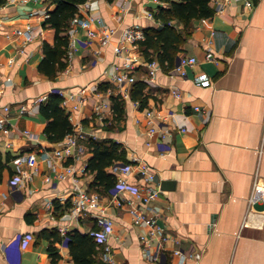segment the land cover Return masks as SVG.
<instances>
[{
	"label": "crops",
	"instance_id": "obj_1",
	"mask_svg": "<svg viewBox=\"0 0 264 264\" xmlns=\"http://www.w3.org/2000/svg\"><path fill=\"white\" fill-rule=\"evenodd\" d=\"M169 1L180 0H92L85 14L94 19L95 31L114 29L110 43L100 45L82 28H68V38L71 32L82 45L74 47L66 68L50 80L37 66L43 57L42 42H52V31L42 25L55 5L44 0H0V107H9L0 113V264H75L66 234L77 230L96 241L103 228L96 213L72 211L78 189L99 193L100 205L114 221L105 241L112 247L113 264H175L171 250L154 263L140 249L138 237L144 228L134 225L127 202L147 188L159 191L150 205L158 224L174 237L169 247L200 252L197 262L186 259L185 264H264V193L261 203L252 206L249 201L255 185L264 191V0H252L251 9L243 0H209L213 15L191 21L176 54L174 65L180 54L196 60L183 66L184 76L159 68L147 81L145 68L138 66L137 79L146 82L147 97L140 107L130 98V87H117L111 75L123 57L147 60L138 44L128 45L121 56L114 54L112 45L130 25H139L143 32L161 26L154 13L168 7ZM26 24L31 25L32 40L23 44L13 29H24ZM173 24L181 31V23ZM208 53L211 59L206 58ZM172 88L180 97L171 93ZM52 89L83 98L78 109L70 100L61 105L72 132L84 136L77 138L79 154L62 161L55 159L54 150L63 139L48 142L43 131L46 118L39 111L40 102H34ZM111 96L124 102L120 119H114ZM99 103L104 104L101 114L95 112ZM146 111L153 114V127L166 133L163 153L157 148L160 133L147 136ZM89 138L113 141L125 151L128 163L118 161L107 168L116 182L125 179L124 187L115 183L104 191L93 185L94 174L85 171L91 157L86 149ZM30 152L37 154L36 169L15 162ZM45 157L54 158L60 169L72 165V173L58 178ZM140 159L153 169L150 183L132 170ZM127 164L128 172L121 173ZM114 193L124 204L115 203ZM43 229L58 231L61 242L50 243L40 234ZM19 236L28 240L17 242ZM103 244L97 242L95 254L101 264Z\"/></svg>",
	"mask_w": 264,
	"mask_h": 264
},
{
	"label": "built area",
	"instance_id": "obj_2",
	"mask_svg": "<svg viewBox=\"0 0 264 264\" xmlns=\"http://www.w3.org/2000/svg\"><path fill=\"white\" fill-rule=\"evenodd\" d=\"M49 1V0H44ZM92 0H84L82 3L77 5V11L74 16L70 20L71 31L76 27L82 28L85 33L86 37L91 39H97L100 45L106 46L110 43L111 37L114 34V29L111 28H100L98 31H95L92 28V23L94 19L85 14L88 11L90 3ZM224 3L229 2V0H223ZM244 7L247 9L253 8V1L252 0H243ZM148 18H153L151 13H148ZM13 33L23 38V44H26L32 40L31 34V25L26 24L24 29L15 28L13 29ZM70 36L68 38V47H67V59H70L71 54L73 52L74 47L77 44H81L82 42L76 39L71 32L69 33ZM144 39V32L139 25H130L124 28L119 37L116 41V44L112 45L113 52L116 56H121L127 46L136 47L137 42ZM23 53V50H20ZM206 58L211 59V54L208 53ZM123 63L121 65H115V73L111 75V80L116 84L119 88L128 87L134 81L133 72L138 68V66H143L147 70V81H152L154 79L156 71L160 68L156 60L151 62L149 61H140L135 57H123ZM194 57H189L186 54H180L177 64L170 70L171 73H176L180 76H184L185 72L183 70V66L191 65L195 62ZM82 92L84 90L82 89ZM50 93H56L62 97V104H66L69 100L74 101V105L72 106L73 109H78L81 105L83 98L81 96L75 97V94L67 93L63 89H52ZM171 93L176 96L180 97V92L176 88L171 89ZM47 96V95H46ZM46 96L37 97L34 102H42L45 100ZM61 104V105H62ZM137 104V103H134ZM104 104L99 103L95 106V112L101 114ZM25 110V106L21 107V111ZM195 110H198L195 107ZM9 111V107L4 105L0 107V113L4 112L7 113ZM145 116L147 118V122L150 125L148 130L146 131L147 136H152L155 133H160L159 140L157 141V148L160 150L161 153L165 149H167V145L163 143L162 138L165 137L166 133L162 130H157L153 127V114L151 111H146ZM101 118V115L99 116ZM3 121L0 120V130L2 129ZM26 136L33 138V135L30 134L28 131H24ZM77 138L83 139L84 136L80 134H76L71 132L67 134L60 144L54 150V157L58 161H62L65 158L74 154V152L78 155L79 149L77 152ZM149 140L146 142V145H149ZM45 161L47 162L48 166L50 167L52 173L57 176L58 178H64L66 173H72L73 167L72 165H64L61 166L56 164L53 160L54 158L45 157ZM16 163L25 162V164L30 169H36L37 166V154L35 152H30L24 155L22 158L15 159ZM129 165L127 164L125 168L121 171V173L125 174L129 170ZM83 169V168H82ZM132 170L137 173L139 177L143 179L144 182L150 183L153 180V169L149 166L147 162H143L142 159L136 161L132 165ZM25 179H29L30 175L22 173ZM45 180L47 182L50 181V176H46ZM125 179L119 177L116 182V187H124L125 186ZM119 191V190H118ZM159 191L155 188H147L145 193L142 192H135L127 202L128 210L132 217V221L134 225L140 226L144 228V234L139 235V245L140 249L147 260H150L154 263H160L161 260L166 258L165 253V244L171 240H174L171 236L162 234V228L157 222V213L151 207L150 202L155 200L158 196ZM263 189L259 185H255L250 196V205L254 206L263 201ZM113 197L116 198L115 203L119 206L124 204L122 199L118 196ZM100 194L94 191H89L87 189H78L72 199V211L76 212L77 214H83L84 212L91 211L92 213H96V217L98 221L102 224V230L99 235H96V241L104 243L101 246L100 251V259L103 264H113V250L112 247L106 239L113 228L114 221L105 213L104 208L100 205ZM28 240V237H21L17 238V242L24 243ZM172 255L176 257V264H185L186 259H198L200 258V253L198 251H191L185 252L180 248H172L171 249Z\"/></svg>",
	"mask_w": 264,
	"mask_h": 264
},
{
	"label": "trees",
	"instance_id": "obj_3",
	"mask_svg": "<svg viewBox=\"0 0 264 264\" xmlns=\"http://www.w3.org/2000/svg\"><path fill=\"white\" fill-rule=\"evenodd\" d=\"M83 1L49 0L55 6L48 12L42 26L43 29L52 31V42H42L43 57L37 69L40 74L50 80H53L67 66L65 59L68 47L67 31L70 20L77 11V5ZM212 15L213 10L209 6V0L169 1L168 7H159L154 13V17L162 25L145 28L144 39L138 42L142 56L147 61L156 60L160 69L170 71L174 67L176 54L181 50L188 34L187 29L191 21L207 19ZM173 22L182 24L181 31L174 26ZM137 72H134V82L130 85L129 94L131 99L138 100L140 107H143L147 102L143 92L146 82L137 79ZM62 100L60 95L49 93L40 103L39 111L47 121L43 131L50 143H57L72 132L68 115L61 106ZM110 101L114 119H120L124 112L123 100L119 96H111ZM86 149L91 153V157L86 162L85 171L94 174V186L104 191L109 190L115 185L116 176L107 172V168L118 161L128 163L125 151L113 141L99 142L92 138L87 140ZM40 234L44 238L51 239L50 243L61 242L62 239L58 231L54 229H43ZM66 241L69 254L75 264H101L95 257L97 242L90 234L73 230L66 234ZM49 250L54 251L51 244ZM55 257L56 255L52 254V260Z\"/></svg>",
	"mask_w": 264,
	"mask_h": 264
},
{
	"label": "rangeland",
	"instance_id": "obj_4",
	"mask_svg": "<svg viewBox=\"0 0 264 264\" xmlns=\"http://www.w3.org/2000/svg\"><path fill=\"white\" fill-rule=\"evenodd\" d=\"M140 41H141V40H140ZM138 42H139V41H138ZM138 42H137V44H138ZM66 54H67V53H66ZM66 58H67V57H66V55H65V59H66ZM151 61H153V60H151ZM151 61H149V62H151ZM136 70H138V68H137ZM136 70H135L134 72H137ZM134 72H133V78H134ZM145 72H146V74H147V70H146V69H145ZM135 76H136V75H135ZM133 82H134V81H133ZM133 82H132V83H133ZM130 85H131V84H129L128 87H130ZM119 97H120V96H119ZM61 104H62V103H61ZM138 161H139V160H138ZM143 162L145 163L144 160H143ZM139 227H140V226H139ZM160 227L162 228V234H163V236H164L165 234H167L168 236H171V237H172V235H171L170 233H168V232L163 228V226L160 225ZM141 234L143 235L144 232H142ZM141 234H140V235H141ZM172 238H174V237H172ZM172 242H173V241H172ZM169 248L172 249V248H180V247H179V246H176V245H173V246H170V247H169L168 242H167V243L165 244V250H166V249L171 250V249H169ZM180 249H181V248H180ZM170 252H171V251H170ZM198 252H199V251H198ZM199 253H200V252H199ZM171 254H172V252H171ZM174 257H175V256H174ZM99 258H100V257H99ZM175 258H176V257H175ZM199 259H200V258L195 259L194 261L197 262ZM100 260H101V259H100ZM101 262H102V261H101ZM175 264H176V263H175Z\"/></svg>",
	"mask_w": 264,
	"mask_h": 264
}]
</instances>
